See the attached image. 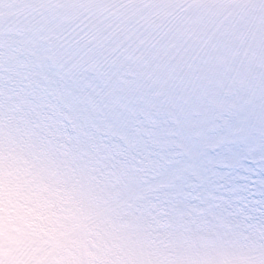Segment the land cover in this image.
Instances as JSON below:
<instances>
[{
	"label": "snow or ice",
	"instance_id": "6c2138e0",
	"mask_svg": "<svg viewBox=\"0 0 264 264\" xmlns=\"http://www.w3.org/2000/svg\"><path fill=\"white\" fill-rule=\"evenodd\" d=\"M261 39L188 0H0V148L26 143L149 237L264 264Z\"/></svg>",
	"mask_w": 264,
	"mask_h": 264
},
{
	"label": "rangeland",
	"instance_id": "374dc122",
	"mask_svg": "<svg viewBox=\"0 0 264 264\" xmlns=\"http://www.w3.org/2000/svg\"><path fill=\"white\" fill-rule=\"evenodd\" d=\"M172 3L174 0H165ZM183 23L223 45L261 39L257 0H188ZM50 246V248H48ZM46 247V248H45ZM40 254L37 256V250ZM0 264H259L229 250L189 253L149 237L107 194L62 175L26 143L0 148Z\"/></svg>",
	"mask_w": 264,
	"mask_h": 264
},
{
	"label": "trees",
	"instance_id": "16d2710c",
	"mask_svg": "<svg viewBox=\"0 0 264 264\" xmlns=\"http://www.w3.org/2000/svg\"><path fill=\"white\" fill-rule=\"evenodd\" d=\"M48 248H50V246H48ZM40 251H41L40 249L37 250V256L40 254Z\"/></svg>",
	"mask_w": 264,
	"mask_h": 264
}]
</instances>
